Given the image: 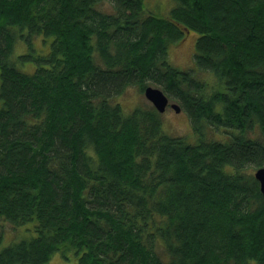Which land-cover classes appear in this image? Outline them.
Instances as JSON below:
<instances>
[{
  "label": "trees",
  "instance_id": "obj_1",
  "mask_svg": "<svg viewBox=\"0 0 264 264\" xmlns=\"http://www.w3.org/2000/svg\"><path fill=\"white\" fill-rule=\"evenodd\" d=\"M101 1L0 0V222L31 228L0 264H264V196L246 170L264 167V0H174L161 18ZM189 31L216 82L169 63ZM150 85L196 142L114 100Z\"/></svg>",
  "mask_w": 264,
  "mask_h": 264
},
{
  "label": "rangeland",
  "instance_id": "obj_2",
  "mask_svg": "<svg viewBox=\"0 0 264 264\" xmlns=\"http://www.w3.org/2000/svg\"><path fill=\"white\" fill-rule=\"evenodd\" d=\"M144 8L147 13L155 15L158 18L167 17L172 10V8L177 4L174 0H144L143 1ZM170 6V7H169ZM99 9L104 12H113V7L111 6V2L109 0H102L98 6ZM169 7V8H168ZM168 8V9H167ZM184 38L181 41L173 42L168 44V57L169 63L172 67H176L181 71L185 70H195L197 71L196 77H203L206 82H216L215 77L209 72H200L197 70V67L194 64V52H195V41L198 37V34L195 32H186L184 34ZM34 49H39L42 54H46V51L49 49L48 42H46L45 47L42 44L41 37H36L32 40ZM25 45V43H23ZM26 45L24 47V50ZM20 51L21 52H24ZM20 54L19 52H15ZM200 72V73H199ZM151 87H156L160 89L156 85H150ZM208 87V86H207ZM210 87H208L207 91H210ZM169 99V98H168ZM116 102H119L120 105L128 112L134 109V107H150L153 108L151 103L146 100L144 97V92L141 93L135 87H129L124 90L121 96H118L114 99ZM177 101L169 99V104H176ZM122 108V109H123ZM154 109V108H153ZM124 110V112H126ZM160 118L162 121V129L166 134H169L173 137L181 136L186 141L196 142L195 137L193 135V130L191 129L190 120H188V116L185 111L182 109L179 112H175L172 110L169 105L165 108V112L160 114ZM204 132L207 137H212L215 139H220L225 136V132L220 129H213L212 126H205ZM246 170L250 171L254 174L255 168H247ZM3 230V241L1 243L0 249L3 246H7L8 244L18 241L22 239V237H29L26 234L27 229L30 226H22L21 228H13L9 224L4 222H0ZM47 264H77L76 259L68 257L66 260L62 257L61 253L56 252L55 255L51 258V260Z\"/></svg>",
  "mask_w": 264,
  "mask_h": 264
},
{
  "label": "water",
  "instance_id": "obj_3",
  "mask_svg": "<svg viewBox=\"0 0 264 264\" xmlns=\"http://www.w3.org/2000/svg\"><path fill=\"white\" fill-rule=\"evenodd\" d=\"M144 97L151 103L154 110H157L160 114L165 112V108L168 105L175 112L180 111L178 105L174 103L169 104L167 95L156 87L146 86L144 88ZM253 178L258 182L259 191L264 196V167L256 168Z\"/></svg>",
  "mask_w": 264,
  "mask_h": 264
}]
</instances>
